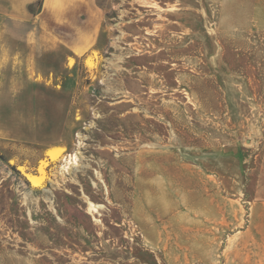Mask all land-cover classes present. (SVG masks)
Listing matches in <instances>:
<instances>
[{
  "label": "rangeland",
  "instance_id": "374dc122",
  "mask_svg": "<svg viewBox=\"0 0 264 264\" xmlns=\"http://www.w3.org/2000/svg\"><path fill=\"white\" fill-rule=\"evenodd\" d=\"M254 3L104 0L79 59L0 17V264H264V73L218 32Z\"/></svg>",
  "mask_w": 264,
  "mask_h": 264
},
{
  "label": "crops",
  "instance_id": "0c3cea01",
  "mask_svg": "<svg viewBox=\"0 0 264 264\" xmlns=\"http://www.w3.org/2000/svg\"><path fill=\"white\" fill-rule=\"evenodd\" d=\"M37 0H0V17L4 19L33 20L44 37L48 47L60 45L53 38V33L63 32L61 39L68 52L79 59L93 44L95 33L100 30L105 18L102 6L104 0H41L35 14L28 10V5ZM247 19L245 23L219 25L218 32H232V54L235 57L247 56L250 64L260 73H264V0H256L252 9H242ZM229 12L224 10L223 13ZM236 16L241 9H232ZM235 19V18H234ZM51 34V35H49ZM30 54L32 53V45ZM228 45L222 43L217 48V58L224 56ZM220 50H222L220 52ZM219 61V59H218ZM220 62V61H219ZM252 62V63H251ZM53 146L47 148L52 149Z\"/></svg>",
  "mask_w": 264,
  "mask_h": 264
},
{
  "label": "bare ground",
  "instance_id": "6f19581e",
  "mask_svg": "<svg viewBox=\"0 0 264 264\" xmlns=\"http://www.w3.org/2000/svg\"><path fill=\"white\" fill-rule=\"evenodd\" d=\"M47 154L49 155L51 161H62L60 167L58 168L59 173L62 175L68 173L73 166L79 164L80 153L76 151L64 153L63 149L58 148L48 150ZM17 168L21 171L26 180L29 181L31 186L39 187L41 185L42 179L40 176L26 171L21 165ZM88 208L91 211L96 210L95 205L92 202H89Z\"/></svg>",
  "mask_w": 264,
  "mask_h": 264
},
{
  "label": "trees",
  "instance_id": "16d2710c",
  "mask_svg": "<svg viewBox=\"0 0 264 264\" xmlns=\"http://www.w3.org/2000/svg\"><path fill=\"white\" fill-rule=\"evenodd\" d=\"M38 5H40L41 4V0H37V2H36ZM30 7H31V5H29V9H30ZM31 10V9H30Z\"/></svg>",
  "mask_w": 264,
  "mask_h": 264
}]
</instances>
